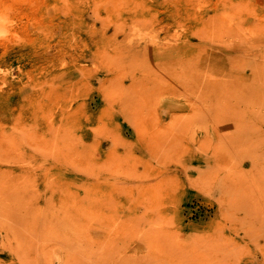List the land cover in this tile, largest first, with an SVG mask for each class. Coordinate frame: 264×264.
I'll return each mask as SVG.
<instances>
[{"label":"rangeland","instance_id":"1","mask_svg":"<svg viewBox=\"0 0 264 264\" xmlns=\"http://www.w3.org/2000/svg\"><path fill=\"white\" fill-rule=\"evenodd\" d=\"M222 82L264 115V0H0V264H264Z\"/></svg>","mask_w":264,"mask_h":264},{"label":"bare ground","instance_id":"2","mask_svg":"<svg viewBox=\"0 0 264 264\" xmlns=\"http://www.w3.org/2000/svg\"><path fill=\"white\" fill-rule=\"evenodd\" d=\"M184 69V68H183ZM182 70V69H181ZM185 70V69H184ZM183 70L182 74L186 75L187 73ZM260 81V80H259ZM186 87V90H189V87L192 89L194 86H197L198 84H195L191 87L190 83L188 81H183ZM261 82V81H260ZM223 83V82H222ZM187 84V85H186ZM247 84V83H246ZM244 86V83L241 84ZM248 85V84H247ZM245 85L244 87L249 90V87ZM264 85V84H263ZM220 89L214 93V95H208L207 93H200L198 96L197 102L195 103L194 113L193 114H199L203 116H208L213 118L215 121H217L218 126L224 123V125L232 124L235 127H242L245 131H248L250 129L251 133H256L258 131L259 135L264 137V133H262L263 125H261V122L264 121V115L262 112H255L254 108L251 110V107H253L249 102H245L244 98L246 97L244 93L246 90L244 88L236 89V93L234 95L241 94L242 97L237 96L236 100H230L231 97H226L225 95H228L230 91V88L227 84H219ZM259 87V85H258ZM260 88V87H259ZM218 89V88H217ZM181 90V89H180ZM235 90V88L233 89ZM232 90V91H233ZM247 90L246 95L249 97L250 92ZM234 92V91H233ZM257 95V94H256ZM234 97V96H233ZM247 97V98H248ZM243 98V99H242ZM249 99V98H248ZM257 100V99H256ZM262 100V99H261ZM264 100V99H263ZM231 101H235L232 103ZM251 102V101H250ZM256 102V101H255ZM260 102V101H259ZM247 104V106H245ZM258 111V110H257ZM196 112V113H195ZM250 115H248V113ZM253 115L252 117H249ZM193 117V116H192ZM195 117V116H194ZM200 118V117H199ZM203 119V118H202ZM212 119V121L216 124V122ZM204 120V119H203ZM202 120V121H203ZM207 121V119H206ZM209 121V120H208ZM207 121V122H208ZM205 122V121H204ZM260 122V123H259ZM211 123V122H210ZM213 123V125H214ZM236 127V129L238 128ZM214 128V127H213ZM222 129V127H221ZM229 129V128H228ZM241 129V128H240ZM231 130V128H230ZM243 130V131H244ZM240 132V130H239ZM235 134V133H234ZM239 134V133H238ZM251 135V134H250ZM249 136V134H248ZM233 137V136H232ZM239 137V136H238ZM244 137V136H243ZM247 137V135H246ZM242 142V141H241ZM239 142V143H241ZM258 143V142H257ZM263 144V143H262ZM240 145V144H239ZM246 145V144H245ZM255 146V145H254ZM248 147V146H247ZM247 149V148H246ZM254 149V148H253ZM263 149V147H262ZM261 149V150H262ZM259 152V151H258ZM257 153V152H256ZM260 166V165H259ZM256 167V166H255ZM258 169V168H257Z\"/></svg>","mask_w":264,"mask_h":264}]
</instances>
